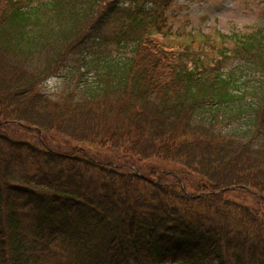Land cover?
Returning a JSON list of instances; mask_svg holds the SVG:
<instances>
[{
  "label": "trees",
  "instance_id": "16d2710c",
  "mask_svg": "<svg viewBox=\"0 0 264 264\" xmlns=\"http://www.w3.org/2000/svg\"><path fill=\"white\" fill-rule=\"evenodd\" d=\"M172 1L0 0V264H264V16Z\"/></svg>",
  "mask_w": 264,
  "mask_h": 264
},
{
  "label": "rangeland",
  "instance_id": "374dc122",
  "mask_svg": "<svg viewBox=\"0 0 264 264\" xmlns=\"http://www.w3.org/2000/svg\"><path fill=\"white\" fill-rule=\"evenodd\" d=\"M261 2L262 0H173L165 9L168 24L172 27L165 40L176 42L180 47V42L191 38L199 39L205 34L211 33L217 37V33L221 32L246 33L250 27L261 23V17L264 16V5ZM158 37L164 39L163 36ZM68 67L70 66L64 67L58 75L48 77L38 89L52 96L66 92L67 85L71 82L67 79L70 74L66 70ZM158 165L162 167L160 163ZM165 167L178 168L174 165ZM158 172L156 170L150 176L157 179ZM159 178L162 179L161 176ZM193 179L189 180L191 185L193 181H198L195 177Z\"/></svg>",
  "mask_w": 264,
  "mask_h": 264
}]
</instances>
